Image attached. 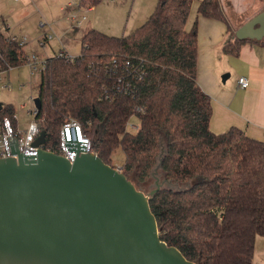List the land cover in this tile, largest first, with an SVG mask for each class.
I'll list each match as a JSON object with an SVG mask.
<instances>
[{
    "label": "trees",
    "instance_id": "16d2710c",
    "mask_svg": "<svg viewBox=\"0 0 264 264\" xmlns=\"http://www.w3.org/2000/svg\"><path fill=\"white\" fill-rule=\"evenodd\" d=\"M99 3L81 0L80 6ZM192 4L158 0L127 37L89 29L79 56L62 53L46 61L36 119L43 122L45 150L59 153L62 127L74 119L104 163L115 167L112 156L122 149V173L138 190L149 193L158 179L150 207L161 239L187 260L253 264L256 238L264 237V142L237 128L211 131V99L197 84V25L186 29ZM198 14L228 22L220 0H201ZM247 43L264 45V38L233 34L223 51L238 55ZM113 59L143 62L146 75L135 94L114 92L120 69L111 67ZM23 60L22 47L0 33V70L21 67ZM14 113L3 105L0 116ZM133 118L136 133L128 130Z\"/></svg>",
    "mask_w": 264,
    "mask_h": 264
},
{
    "label": "water",
    "instance_id": "95a60500",
    "mask_svg": "<svg viewBox=\"0 0 264 264\" xmlns=\"http://www.w3.org/2000/svg\"><path fill=\"white\" fill-rule=\"evenodd\" d=\"M235 37L262 40L264 11ZM45 143L41 131L36 159L0 160V264H196L161 239L158 179L145 193L96 153L71 162Z\"/></svg>",
    "mask_w": 264,
    "mask_h": 264
},
{
    "label": "crops",
    "instance_id": "0c3cea01",
    "mask_svg": "<svg viewBox=\"0 0 264 264\" xmlns=\"http://www.w3.org/2000/svg\"><path fill=\"white\" fill-rule=\"evenodd\" d=\"M252 1L220 0L228 19V22H224L199 15L201 0H193L186 29L191 30L197 25V84L211 99V131L222 134L237 128L248 137L264 142V45L247 43L241 47L238 55L223 51L240 27L263 12L264 3L252 5ZM80 2L0 0V33L7 38L26 37L27 42L22 47L24 59L37 55L43 61L62 53L73 58L79 56L82 38L89 29L120 37L117 35L121 34L117 33L121 31V18L113 15L107 24L98 22L96 26V7L82 8ZM236 2L242 4L237 6ZM236 18L251 19L239 25ZM240 77L249 79L246 89L239 88ZM5 81L11 83L10 72ZM253 264H264L262 236L256 238Z\"/></svg>",
    "mask_w": 264,
    "mask_h": 264
},
{
    "label": "built area",
    "instance_id": "2783aa9c",
    "mask_svg": "<svg viewBox=\"0 0 264 264\" xmlns=\"http://www.w3.org/2000/svg\"><path fill=\"white\" fill-rule=\"evenodd\" d=\"M8 39L17 42L21 47L27 42L26 37L21 39L8 37ZM119 62L120 64H118V59H113L111 63V67H119L120 69L118 71L120 73L114 84V92H123L129 95L135 94L138 90L137 84L142 82L146 75L143 62L138 60L135 64L129 59H125L123 62L119 60ZM23 65L30 69L32 75H41L45 70L46 61L39 59L37 55H31L29 58L23 60ZM12 69V67H9L5 70H0V88L12 89L11 83L3 81L2 78L4 74L9 73ZM238 85L239 88L246 89L249 86V79L247 77H240L238 79ZM21 88L23 87L21 86ZM35 99L36 97H31L32 106L26 112L27 116L33 117V120L25 129L18 127L16 114L13 115L12 119L0 116V160L8 158L19 160L21 157L33 160L38 157L40 148L36 147L34 143L40 136L43 122L42 120L36 119L39 110L36 106ZM26 107H28V103L22 105V108ZM13 121H15L16 125H14ZM89 152H91V140L84 133L81 124L74 119L68 120L61 130V143L58 154L73 162L79 154ZM116 169L122 172L121 167H117Z\"/></svg>",
    "mask_w": 264,
    "mask_h": 264
},
{
    "label": "rangeland",
    "instance_id": "374dc122",
    "mask_svg": "<svg viewBox=\"0 0 264 264\" xmlns=\"http://www.w3.org/2000/svg\"><path fill=\"white\" fill-rule=\"evenodd\" d=\"M257 2L260 5L264 0H253L252 5ZM158 0H100L96 8V26L98 22L101 25L107 24L109 17L117 15L122 19L121 31L117 35L120 37H127L131 35L138 26L146 22L150 15L155 10ZM242 4L236 2V5ZM251 18L239 19V25ZM234 20V19H233ZM7 74L2 76L3 81L7 80ZM12 89L0 88V103L4 105H11L14 109V114L17 115L18 127L25 129L33 120V117L27 116L26 112L32 106L31 97H38V90L40 84V74L32 75L27 66L13 68L10 71ZM7 82V81H5ZM23 86V88H21ZM28 103V107L22 108V105ZM139 127V121L133 118L130 122L129 132L136 133ZM125 161V155L122 149H118L112 156V165L116 168L121 167ZM123 170V169H122Z\"/></svg>",
    "mask_w": 264,
    "mask_h": 264
}]
</instances>
